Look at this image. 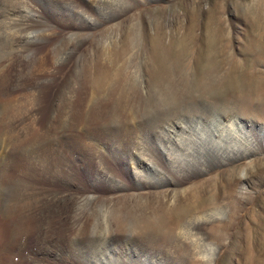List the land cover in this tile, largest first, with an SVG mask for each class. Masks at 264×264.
Returning a JSON list of instances; mask_svg holds the SVG:
<instances>
[{"label":"bare ground","instance_id":"bare-ground-1","mask_svg":"<svg viewBox=\"0 0 264 264\" xmlns=\"http://www.w3.org/2000/svg\"><path fill=\"white\" fill-rule=\"evenodd\" d=\"M111 2L121 9L132 5V0H0V121L7 123H0V136L11 132L18 118L30 117L33 125L31 181L9 171L0 175V241L7 223L16 233L4 253L21 258L22 235L30 231L43 248L31 252L38 253L35 264H43L41 253L46 264H203L196 260L214 248L202 227L224 206L217 193L214 207L190 213L177 205L178 194L193 174L206 171L205 153L239 142L237 121L216 103L211 105L219 115L201 109L199 99L211 101L214 90L204 80L192 91L163 82L170 55L159 36L153 49L159 68L148 85L139 80L130 53L132 33L112 56L115 70L90 61L81 43H63L98 23L96 11L116 18L104 7ZM5 139L0 166L11 144ZM130 173L135 179L123 178ZM39 175L48 180L41 187L33 182ZM82 178L88 182L84 187ZM163 188L174 191L176 207L143 194ZM119 193L134 194L133 203L119 201ZM44 204L50 208L38 221Z\"/></svg>","mask_w":264,"mask_h":264},{"label":"rangeland","instance_id":"rangeland-1","mask_svg":"<svg viewBox=\"0 0 264 264\" xmlns=\"http://www.w3.org/2000/svg\"><path fill=\"white\" fill-rule=\"evenodd\" d=\"M111 3L104 7L116 14L117 19L110 20L108 16L106 19L96 11L98 23L84 29L74 42L67 37L63 43L69 42L72 46L81 43L80 51L90 61L96 60L115 70L117 67L112 56L128 45L132 33L134 45L130 53L136 60L139 80L148 85L153 84L154 73L159 68L153 56L154 37L159 36L161 47L170 55L163 64L169 71L163 82L181 85L191 91L203 80L213 87L209 93L212 95L208 97L210 103L202 97L198 105L205 111L206 108L211 110L215 116L219 114L213 112V103L229 110V115L237 121L235 126L241 138L224 150L205 153L206 171L191 176L190 182L184 186L186 189L178 194L177 205L188 208L190 213L206 211L214 207L212 199L218 193L219 202L224 206L221 214H213L202 227L214 248L213 253L196 261H206L203 264H264V0H132L129 9ZM22 94L23 90L19 97ZM249 106L255 110L249 112ZM39 115L41 118L42 109ZM29 118L16 119L13 130H7L10 135L8 132L3 135V132L0 136V140L6 138V145L11 143L6 163L0 166L3 178L12 172L15 177L31 181L29 144L33 125ZM2 123L6 127L7 123ZM73 156L76 157L77 153L74 152ZM126 175L122 174L126 180L135 179L131 173ZM83 178L79 181L84 187L88 182ZM46 181L43 175L33 180L39 187ZM230 182L234 183L233 187ZM143 194L154 202L166 203L168 208L176 207L172 203L175 195L172 190L163 188L159 192L153 189ZM9 197L10 192H4L1 205L4 223L9 219L4 213ZM116 198L133 203L134 194L119 193ZM49 208V204L43 205L38 212V221ZM30 215L27 221L31 223ZM7 224L6 228L3 226L5 230L0 241L4 264L11 260L18 264H35L38 253L31 252L43 248L34 232L22 235L21 258L4 253L5 243L15 233V227ZM14 249L12 247L10 252ZM39 258L43 264L48 261L42 253Z\"/></svg>","mask_w":264,"mask_h":264}]
</instances>
